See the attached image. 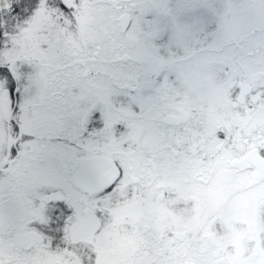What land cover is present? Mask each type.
I'll use <instances>...</instances> for the list:
<instances>
[{
  "label": "snow or ice",
  "instance_id": "obj_1",
  "mask_svg": "<svg viewBox=\"0 0 264 264\" xmlns=\"http://www.w3.org/2000/svg\"><path fill=\"white\" fill-rule=\"evenodd\" d=\"M155 3L0 0V128L11 137L0 143V264H156L108 252L124 169L113 161L115 178L101 182L94 167L100 134L123 128L96 94L132 83L141 42L157 55L170 47ZM90 186L85 203L77 194ZM76 231L91 239L73 240Z\"/></svg>",
  "mask_w": 264,
  "mask_h": 264
},
{
  "label": "flooded vegetation",
  "instance_id": "obj_2",
  "mask_svg": "<svg viewBox=\"0 0 264 264\" xmlns=\"http://www.w3.org/2000/svg\"><path fill=\"white\" fill-rule=\"evenodd\" d=\"M233 2H237L242 11L237 23H234L232 14ZM227 7L230 14L227 15L228 29L225 31V38L228 57H230L225 65L240 67L241 75H233L229 70V78L225 83L228 96L234 97L233 101L229 98L230 106L234 108L233 106L237 104L243 105L241 110L245 118L242 122L244 128L241 124L228 129L220 127L210 137L202 138L200 137L199 107L177 105L184 96L174 95V91H170L169 88L158 91L162 96L161 99L164 100L163 109H160V113L154 112L145 119L152 125L156 123L157 127L162 125L160 147L152 148V154L150 158L143 161V166L136 163V159L132 160L126 167L127 178L131 180L132 186H119L118 193L114 197L115 200H120V203L115 207L110 234H115L117 229L120 232L108 252L115 253L121 259L144 255L156 261V264H264L262 242L258 248L252 250L237 252L219 249L214 231L215 226L221 224L216 221L217 219L200 220V183L206 182V179H211L219 173L216 170V160L219 157L222 156L220 160L225 157V160L229 162L227 168L231 174L242 171L246 173L248 180L240 191H247L255 185L257 187L264 180V174L256 177L257 171L264 170V139L260 135L259 128L252 127L253 122L250 123L249 116L251 112L257 110L255 104L259 96L262 95L264 100V0H230ZM199 21L207 23L208 27L213 23L216 25L217 22L214 16L210 17V20ZM159 22L160 28L166 26L164 19ZM170 33L168 29L164 36L165 41L170 40ZM195 37L198 39V44L206 43L207 40H210L211 44L214 38L211 35L204 36L203 33H198ZM155 42L162 43L160 40ZM168 53V47H164L159 55L163 58L165 55L168 56ZM151 54L157 55L150 41L141 42L133 51L137 65H154L151 61L144 60ZM169 64L171 62L163 61L157 65ZM211 64L216 65L215 62ZM169 99H174V106H171ZM171 127H176L177 130L173 131ZM25 128L34 130L33 124L27 120ZM2 130L6 135V128ZM242 130L241 135L237 134ZM223 135L228 154L220 152L221 143L216 142V138L222 140ZM239 140L242 145L241 154L236 153L233 157L229 152L236 148L235 142ZM10 142L11 137L7 135L0 138V143L6 145ZM100 152L101 156L107 157L112 163L116 161L122 165L113 154H106L101 149ZM201 165L203 168L200 169ZM234 166L239 167V170L232 171ZM95 172L99 181L104 182L108 177L109 168L98 167L95 168ZM159 177L162 180L157 184L156 180ZM144 183L152 185L144 186L142 185ZM96 191L98 188L95 187L92 192L87 190L86 194L78 193L77 195L87 203L95 198ZM202 198L205 200V195ZM121 204L131 207L136 212V216L127 219L125 214L122 215L119 212ZM142 207L151 211L161 207L164 222L162 226L153 221L151 211L142 213ZM139 215H147V217L140 219ZM205 224L209 225V233L202 234L204 229L202 227ZM71 238L88 241L91 239V233L76 231ZM79 247L81 253L86 255L84 245L81 244ZM100 252L101 257H105V249H101ZM76 264H79V257Z\"/></svg>",
  "mask_w": 264,
  "mask_h": 264
},
{
  "label": "rangeland",
  "instance_id": "obj_3",
  "mask_svg": "<svg viewBox=\"0 0 264 264\" xmlns=\"http://www.w3.org/2000/svg\"><path fill=\"white\" fill-rule=\"evenodd\" d=\"M229 2L230 0H157L152 8L157 17L163 16L158 17L159 21L163 19L165 21L166 26L162 28L169 29L171 32L168 56L165 55L162 58L160 55H149L144 60L151 61L154 65H137L135 78L127 87L108 89L96 94V99L105 108L109 124L118 122L123 125V128L116 130L115 134L109 127L99 136L100 149L106 154H113L123 166L124 179L119 186H132L131 180L127 178L126 168L132 160L136 159V163L143 166V161L150 158L152 148L160 147L162 125L157 127L156 123L152 125L145 119L154 112L160 113V109H163L164 100L158 93L160 90L169 88L170 91H174V95H183V102L180 100L177 105L199 107L200 137L202 138L210 137L220 127L228 129L241 124L244 128L242 122L245 118L241 110L243 105L237 104L233 106L234 108L230 106L228 102L230 97L225 83L229 78V70L233 75H241L240 67L225 65L230 57H228L225 38V31L228 29L227 15L230 14L227 7ZM233 4L232 14L235 19L233 20L237 23L242 11L237 2ZM212 16L217 20L216 25L213 23L208 27L207 23L199 21L210 20ZM196 20L197 23H195ZM198 33L213 36V42L210 44V40H207L205 44L202 42H200L202 45L198 44V39L195 37ZM163 61H169L171 64L157 65ZM214 62L216 65L211 64ZM230 100L233 101L234 97ZM169 101L172 103L171 106H174V99ZM256 101L257 110L253 113L250 111V123L253 122L252 127L259 128L260 135L264 139L263 96H259ZM213 127L214 130H212ZM171 128L173 131L177 130L176 127ZM243 130L237 134L241 135ZM4 137L6 135L0 128V138ZM221 138L222 140L216 138V142L221 143L220 152L226 153L225 136ZM235 145L236 148L229 152L233 157L236 153L240 155L242 150L240 140L236 141ZM221 157L216 160V170L219 173L211 179H206V182L200 183V220L217 219L216 221L221 224L216 225L214 231L219 249L237 252L256 249L261 242L264 244V180L257 187L255 185L247 191H240V188L247 183L246 173L242 171L231 174L227 168L229 162L225 160V157L220 160ZM202 166L200 169L203 168ZM234 170H239V167L234 166L232 171ZM161 180L159 177L156 180L157 184ZM148 185L152 184L146 186ZM203 195L205 200L202 198ZM150 211L151 209L143 207L141 210L142 213ZM119 212L122 215L125 214L127 219L136 216V212L126 204H121ZM151 212L153 221L162 226L164 223L162 208L157 207ZM145 217L147 215L138 216L140 219ZM202 228H204L202 234L209 233L208 224Z\"/></svg>",
  "mask_w": 264,
  "mask_h": 264
},
{
  "label": "water",
  "instance_id": "obj_4",
  "mask_svg": "<svg viewBox=\"0 0 264 264\" xmlns=\"http://www.w3.org/2000/svg\"><path fill=\"white\" fill-rule=\"evenodd\" d=\"M94 167L98 168V167H108L109 168V174L108 177L105 181L110 182L111 179H114L116 176V168L113 166V163L111 160H109L107 157L104 156H100V157H95L94 156ZM264 174V170L263 171H257L256 173V177H261ZM95 190V186H90L88 188V191L92 192Z\"/></svg>",
  "mask_w": 264,
  "mask_h": 264
}]
</instances>
